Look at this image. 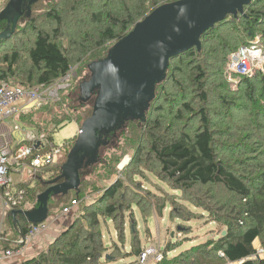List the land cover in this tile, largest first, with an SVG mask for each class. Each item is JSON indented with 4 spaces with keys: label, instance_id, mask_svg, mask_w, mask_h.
Returning <instances> with one entry per match:
<instances>
[{
    "label": "trees",
    "instance_id": "1",
    "mask_svg": "<svg viewBox=\"0 0 264 264\" xmlns=\"http://www.w3.org/2000/svg\"><path fill=\"white\" fill-rule=\"evenodd\" d=\"M40 1L42 0L30 6L31 15L26 26H21L19 21L13 35L7 40L0 41V82H10L24 89L48 85L68 73L73 66H81L82 69L88 66L92 75L90 65L106 59L112 46L127 36L136 23L161 5L179 0H49L47 9L34 15L33 11ZM0 22L7 26L5 20ZM257 34H261L264 40V4L261 0H252L249 6L244 7L242 14L235 18L228 16L223 22L205 32L200 38L199 50L192 48L169 60L163 79L154 85L153 96L147 105L141 108V111L147 113L144 121L131 117L126 119L130 122V130L139 132L143 130L141 141L145 142L144 146L140 145L134 150L128 167L135 173L141 170L155 171L156 177L182 193L185 201L203 209L214 222L225 228L224 235L221 234L203 245L191 248L190 252L187 251L189 253L186 252L187 255L195 254V258L180 257L162 264H216L219 253L228 263H237L255 253L256 242L264 246V165L259 164L257 172L253 171L249 175L252 180L246 177L250 172L247 168L239 173L232 170L225 159L229 155L227 145L225 142L217 141L213 130L218 127L217 121L221 123L220 126L228 127L249 118L257 122L260 118L257 126L260 136L264 139V71L257 72L253 77L241 78L238 87L239 98L235 101L229 103L223 95L228 91L224 69L229 55L246 45ZM17 36L23 37L25 40L23 43H27V46L23 45L21 39H16ZM209 62L216 63L214 78L208 76L211 70ZM177 75L181 76V81ZM215 76H218V79ZM80 78L81 76L77 81ZM88 81L85 79L83 85ZM73 85L72 82L65 90V92L69 90V93L61 94L58 102L47 103L42 108V110L49 108V112L54 107L59 108L55 113L54 122L51 121L54 127H59L65 122H80L82 125L92 114L98 91L87 95L83 92L81 84H79L82 90L81 104L85 106L92 103V108H87L81 113L79 110L72 112L79 115L77 119L70 118L62 112L64 102L73 92ZM211 87L213 90H210ZM172 92H176V95L173 96ZM211 97L214 99L212 103L223 109L218 113L217 121L210 118ZM193 101H197L199 105L197 111L193 109ZM237 107L241 109L240 114L229 116L230 109ZM29 116L30 114H20L18 119L23 121ZM165 116L170 119L167 120ZM241 117L247 119L240 120ZM187 120L194 122L195 126L192 124L188 128L179 129L180 125L182 127L188 122ZM166 121L169 123L165 127ZM104 135L103 132L98 134V148ZM46 138L50 141L49 137ZM75 140L76 137L63 147L64 159L60 164L39 173L31 179L32 181L29 177L24 179L20 188L25 191L26 199L22 205L16 207L17 212L36 210L39 206V195L52 185L63 182L60 180L55 183L54 180L60 175L61 167L66 162ZM248 147L246 144L235 145L234 151H244ZM234 151L231 155L237 154ZM96 158L97 153L93 159ZM88 161L87 157L86 162ZM149 162L154 166L153 170L148 167ZM113 163L117 164L118 159L115 158ZM106 166L112 173L114 168L110 163ZM213 186L220 187L229 198L223 193L219 197L210 196L207 191ZM83 188L81 181L77 191L60 195L51 194L47 204L46 220L53 215H59L74 202L79 204L80 201H84L86 196ZM126 189L128 186L123 180L116 179L100 194L95 205L86 206L87 208L84 205L85 216L74 221V224L71 223L70 227L58 231L62 234L56 239L54 234L52 239L55 240L47 252L38 251L21 264L106 262L103 254L110 247L104 246L102 242L100 219L105 218L114 223L117 239L122 243L125 236L124 214L133 205L138 207L146 218L152 212L153 198L148 193L142 197L134 194L128 200L129 195H125ZM194 193L203 195L204 201L200 198H197L200 203L196 199L192 200ZM69 198L66 205L56 209V203ZM30 202H33L35 209L26 208ZM164 206L165 204H162L159 207V215ZM186 212L187 210L181 207V211L172 209L170 214L174 219L185 220ZM188 213L192 214L190 211ZM7 217L10 224L14 219L23 233L32 224L20 214L15 217L10 214ZM1 247L4 250L8 249L3 243ZM113 249L118 250L116 245ZM139 254L140 251L137 249L135 255ZM117 259L115 255L107 260L113 263L118 262ZM241 264H264V257Z\"/></svg>",
    "mask_w": 264,
    "mask_h": 264
},
{
    "label": "rangeland",
    "instance_id": "2",
    "mask_svg": "<svg viewBox=\"0 0 264 264\" xmlns=\"http://www.w3.org/2000/svg\"><path fill=\"white\" fill-rule=\"evenodd\" d=\"M9 0H0V11L6 6ZM264 4V0H261ZM50 1L49 0H42L39 2L38 6L33 11L34 15L40 14V11H44L47 9ZM165 5V4H164ZM27 3H24L23 9L24 13L20 19L21 26H26V22L28 21L31 10H26ZM162 6V5H161ZM8 29L7 26L0 22V33L5 32ZM255 37H259L260 42L264 44V40H262L261 34L255 35ZM254 38V37H253ZM252 38V39H253ZM16 39H21L22 43L25 42L23 37L17 36ZM251 39V40H252ZM27 46V43H23V45ZM236 44V43H235ZM234 44V45H235ZM239 44V43H238ZM237 44V45H238ZM22 59H25V53L22 55ZM211 70L208 72L209 77H213L215 74L216 63L209 62ZM81 66H73L70 69V73L73 77V92L69 94L68 99L64 102V106H62L61 110L63 113L70 116V118L77 119L79 115L72 114V112H76L79 110V113L87 110V108H92V103H88V105L81 104V89L80 85H83L85 79H90L91 73L89 67L86 66L82 70ZM81 78L77 81L78 77ZM218 79V76H215ZM178 80L181 81V76L177 75ZM214 78V77H213ZM16 81H20L17 78H14ZM225 84L227 86V90L223 93L224 97L227 98V102H233L235 99L239 98V82L235 81L232 83L228 82V79L224 77ZM185 84V81H183ZM210 90H213L211 87ZM69 93L68 91H64L61 94ZM173 96L176 95V92H172ZM60 94V95H61ZM155 95V94H154ZM157 95V93H156ZM155 95V96H156ZM61 97V96H60ZM60 100V99H59ZM214 101L213 97L210 98V103ZM58 102V101H57ZM54 103V102H49ZM152 103V102H151ZM91 104V105H90ZM236 104V103H235ZM234 104V106H235ZM44 104L36 111H32L28 114L30 116L23 121L17 119L19 123H22L25 127L35 126L37 130L40 132H45L46 137H49L51 143L54 147L63 148L66 143L78 135L81 123L65 122L59 127H54L51 123L54 122L55 113L58 111L59 108L54 107L52 111L49 112L47 108H43ZM151 106V104L149 105ZM210 106H208V109ZM193 109L196 111L199 109V105L197 101H193ZM223 110L219 109L212 103L210 109V118L214 120H218V113ZM241 112L240 108H233L229 111V116H237ZM61 113V112H60ZM78 113V114H79ZM146 113V112H145ZM147 115V113H146ZM77 117V118H76ZM166 119H170L168 116H165ZM29 119V120H28ZM246 117H241L240 120H245ZM216 120V121H217ZM261 121V119L259 118ZM259 120L252 121V118H249L243 122H237V124H233V126L225 127L224 125L220 126L221 123L218 121L216 122L217 128H214V135L217 137V141L225 142L227 145V149L229 151V155L225 157L226 161L230 164L232 170L236 172H242L243 169L247 168L250 170L247 173L246 177L248 180H252V177L249 176L253 171L257 172L256 168L260 167L259 164L264 165V139L260 136V131L258 129ZM188 121V120H187ZM169 123V121L165 122V127ZM130 122L126 119L120 120L117 124L106 128L103 131V136L101 145L97 148V158L91 159L86 162L87 157L81 156L80 160L81 163L79 165V177L80 182L82 181L83 186L85 189L84 196H86L84 201H80L77 205H72L69 208V213L60 217L57 222L55 223V229L53 232L56 234V237L61 235L59 232L62 228L70 227V224L74 221H78V219L82 218L84 215V205L86 206H93L97 203L98 197L103 191L110 186L112 183L115 182L116 179H122L123 182L128 186V189L125 190V195L127 196L128 200L134 194L138 196H147V193L152 197L151 204H152V212L146 218L140 213V209L136 206H132L131 209L124 214V241L121 243L117 239L115 225L111 220H106L105 218L100 219L101 231H102V242L104 246L110 247L106 249L103 254V259L106 262L103 264H141L140 259L141 255L146 250H153L157 253L162 254V259L160 262H155L154 256H149L147 259V264H162L163 262H169L175 258H188V257H196L195 254L189 253L191 248L198 247L207 243L208 241L213 240L216 237H219L221 234L225 232V228L214 222L213 219L208 215L200 207L194 206L193 203H189L185 201L184 195L174 189H172L167 183L161 181L156 177L154 174L155 171L151 172L149 170L139 171L135 173L131 168H129V164L131 162V158L134 154V150L142 145L144 146L145 142L141 141L142 133L136 130H130L129 128ZM195 126V123L188 121L182 127L180 125L179 129L181 128H188L191 125ZM223 124V123H222ZM141 125L139 124L138 127ZM264 127V125H263ZM116 128V129H115ZM228 128V129H226ZM244 128V130L242 129ZM115 129V130H114ZM239 129V130H238ZM113 130V131H112ZM190 129H188L189 131ZM229 130V132H227ZM246 130V132H245ZM43 132V135H44ZM256 132V133H255ZM221 138V139H220ZM225 140V141H222ZM27 141V140H22ZM27 142H23L22 144H26ZM242 145L246 144L249 146L247 150L244 151H234L235 145ZM231 145H234L233 148ZM18 146V145H17ZM16 146V147H17ZM237 152V154L231 155V152ZM110 154V155H108ZM117 158L118 163L114 164L113 160ZM62 160L64 156L62 155ZM100 159V160H99ZM61 160V162H62ZM99 160V161H98ZM60 162V163H61ZM106 164L110 163L111 167L114 169L112 173L107 169ZM88 163V164H87ZM148 167L153 170L154 166L152 163H148ZM26 179V177L24 178ZM30 180L33 178H29ZM32 181V180H31ZM206 191V190H205ZM209 192L210 196L217 195L218 197L221 193L225 194L224 191L220 189V187L213 186L211 189L207 191ZM198 195V197H197ZM200 198L204 201L203 195L193 194L192 200H197L200 203ZM69 199L62 200L60 203H56V209L60 208L62 205H66L69 202ZM127 200V199H126ZM33 202H30L29 205L26 206L27 209H32L34 206L32 205ZM165 204V208L162 210L161 215H159V207ZM193 204V205H192ZM207 204V203H206ZM55 205V204H53ZM181 207L185 208L187 212L185 213V220L181 219H174L170 211L172 209L181 211ZM87 208V207H86ZM35 209V208H34ZM55 209V210H56ZM64 210V209H63ZM62 210V211H63ZM34 211V210H33ZM191 212L189 215L188 212ZM60 215V214H59ZM58 215H53V217ZM68 217V218H67ZM73 217V218H72ZM67 218V219H66ZM66 219V220H65ZM64 222V224H62ZM66 223V224H65ZM60 224V227H59ZM74 224V223H73ZM11 231L12 235H16L15 229V222L12 219ZM57 229V230H56ZM56 230V231H54ZM59 230V232H57ZM65 231V230H63ZM46 232L40 237L42 238ZM54 236V235H52ZM44 238V237H43ZM39 239V238H38ZM37 239V240H38ZM55 239H52L48 245H45L42 250L44 249L47 252L50 244L54 242ZM37 242V241H36ZM117 246L118 250L113 249V246ZM140 251L139 255H135L136 250ZM189 251V252H187ZM187 252V253H186ZM36 253V252H34ZM36 255V254H35ZM117 256L119 261L118 262H108V258L112 256ZM219 259L216 264H239L237 263H228L224 259H222L221 253L218 254ZM28 257V256H27ZM28 259V258H27ZM117 259V260H118ZM26 260V259H25Z\"/></svg>",
    "mask_w": 264,
    "mask_h": 264
},
{
    "label": "water",
    "instance_id": "3",
    "mask_svg": "<svg viewBox=\"0 0 264 264\" xmlns=\"http://www.w3.org/2000/svg\"><path fill=\"white\" fill-rule=\"evenodd\" d=\"M38 1L7 2L0 11V20L6 21L8 29L0 33V41L9 39L16 31L24 3L29 10ZM251 3L252 0H179L156 8L136 23L127 36L112 46L106 59L90 65L92 75L83 85V92L90 95L97 90L98 94L91 116L82 123L61 173L54 180L63 182L39 195L36 210L16 213L32 224L45 221L51 194L78 190L80 157H95L98 134L128 117L144 121L141 108L153 96L154 85L163 79L169 60L192 48L199 50L205 32L228 16L242 14Z\"/></svg>",
    "mask_w": 264,
    "mask_h": 264
},
{
    "label": "built area",
    "instance_id": "4",
    "mask_svg": "<svg viewBox=\"0 0 264 264\" xmlns=\"http://www.w3.org/2000/svg\"><path fill=\"white\" fill-rule=\"evenodd\" d=\"M264 71V46L259 37H254L246 45L232 52L224 69V77L229 83L239 81L241 78L253 77L257 72ZM73 81L70 71L48 85H38L30 88H22L12 85L10 82H0V123L18 117L20 114H28L38 110L43 104L57 102L60 94L68 89ZM27 144H18L15 149L0 146V201L3 209L2 218L12 214L17 215L16 207L25 202V191L20 184L25 177L35 178L39 173L60 164L63 148L54 147L45 135L35 133ZM39 144V145H37ZM73 205H77L74 202ZM69 213V209L61 211L60 215L50 217L47 220L31 224L23 233L15 223L16 235L19 237L16 247L3 249L1 241L5 230L0 228V264L15 259L23 254V251L32 246L45 232L55 229L57 220ZM14 220V219H13ZM15 222V221H14ZM59 231V230H58ZM149 256H154L155 262H160L162 254L153 250H146L140 259L141 264H147ZM264 257V246L256 247L251 256L240 260L254 261Z\"/></svg>",
    "mask_w": 264,
    "mask_h": 264
},
{
    "label": "crops",
    "instance_id": "5",
    "mask_svg": "<svg viewBox=\"0 0 264 264\" xmlns=\"http://www.w3.org/2000/svg\"><path fill=\"white\" fill-rule=\"evenodd\" d=\"M17 119L18 117H15L14 119H8L0 123V146L9 147L13 150L19 143L22 142L23 139L29 141L31 138H33L35 133H39L35 126L25 127L22 123H19ZM2 214L3 209L0 201V228L5 230L1 245L3 243L5 247L12 249L16 247L15 245L17 244L19 237L17 235H12L10 228L13 226L10 224V219L8 220L7 216L2 218ZM62 224H64V222ZM54 233L55 232H53V230L47 231L43 236L44 238H39L36 240L37 242L35 241L32 244V246L27 247L21 256L2 264H21L23 261H25V259L34 256L36 254L34 252L41 251L45 245H48L51 242L53 238L52 235H54ZM255 245L256 247L260 246L258 242H256Z\"/></svg>",
    "mask_w": 264,
    "mask_h": 264
},
{
    "label": "bare ground",
    "instance_id": "6",
    "mask_svg": "<svg viewBox=\"0 0 264 264\" xmlns=\"http://www.w3.org/2000/svg\"><path fill=\"white\" fill-rule=\"evenodd\" d=\"M62 148V147H61Z\"/></svg>",
    "mask_w": 264,
    "mask_h": 264
}]
</instances>
